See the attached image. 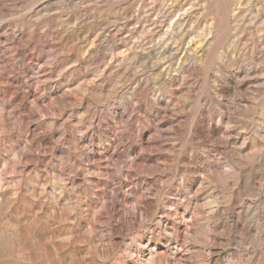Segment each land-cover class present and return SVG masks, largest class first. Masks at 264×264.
<instances>
[{"label": "rangeland", "instance_id": "obj_1", "mask_svg": "<svg viewBox=\"0 0 264 264\" xmlns=\"http://www.w3.org/2000/svg\"><path fill=\"white\" fill-rule=\"evenodd\" d=\"M0 264H264V0H0Z\"/></svg>", "mask_w": 264, "mask_h": 264}]
</instances>
